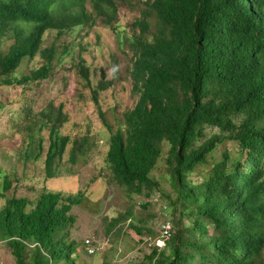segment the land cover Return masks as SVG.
I'll return each instance as SVG.
<instances>
[{
	"label": "trees",
	"instance_id": "16d2710c",
	"mask_svg": "<svg viewBox=\"0 0 264 264\" xmlns=\"http://www.w3.org/2000/svg\"><path fill=\"white\" fill-rule=\"evenodd\" d=\"M126 3L136 6L130 0H0V88L21 87L27 102L19 121L8 125L13 140L20 138L11 155L16 167L0 163V242L16 264L98 263L87 240L81 247L69 240L72 208L99 204L100 197H89L92 187L70 197L25 177L40 170L45 182L68 178L101 137L108 170L102 182L145 204L158 192L165 203L158 233L143 228L153 249L141 264H264V0H151L132 23L133 34L119 24ZM97 23L132 50L128 73L138 99L131 109H103L100 94L117 75L108 78L101 69L98 76L82 56L84 45L42 48L47 32L87 33ZM71 53L96 121L68 122L53 103L33 109L55 62L65 63ZM35 58L42 64L21 76L22 63ZM118 218L135 220L128 209ZM165 222L168 238L162 237Z\"/></svg>",
	"mask_w": 264,
	"mask_h": 264
},
{
	"label": "rangeland",
	"instance_id": "374dc122",
	"mask_svg": "<svg viewBox=\"0 0 264 264\" xmlns=\"http://www.w3.org/2000/svg\"><path fill=\"white\" fill-rule=\"evenodd\" d=\"M150 1L130 0L131 3H136L134 9L127 3L120 7L119 24L128 34H133L132 23L139 18L140 12L147 10ZM54 44L68 46L82 44L86 48L82 56L86 58L91 69L97 70L98 76L101 69L108 78L117 75L111 89L100 94L104 110L111 105H116L121 111L133 108L138 99V92L132 87V79L128 73L132 67V50L126 41L123 44L119 41L112 28L97 23L87 33L77 29L74 34L67 33L59 37L57 32H47L42 48ZM73 55L69 54L65 63L55 62L53 75L42 84L40 94H37L33 103V109L38 112L53 103L55 107H61L68 122L84 124L89 117L96 121L99 117L93 105L88 102L90 95L82 92L74 70L71 69ZM74 57H77V54ZM40 64H42L40 58H35L31 62L24 61L18 72L21 76L28 75ZM32 98L33 95L28 98V103ZM24 99V93L19 86L0 88V163L8 169L16 167V160L11 158V155L20 142L18 136L14 140L13 136H10L8 125L10 120L19 121L21 118L23 106L27 103ZM110 120L113 121V118ZM96 145L85 160L78 163L74 169L71 168L72 174L68 178L45 182L42 181L43 173L36 170L31 176L25 177L26 183L37 187L44 186L49 192H61L64 196L72 195L70 197L83 193L86 186L92 187L89 197L92 199L100 197L99 204L90 202L85 204L86 202L82 201L72 208L71 213L76 221L69 229V240L79 246L90 240L96 248L92 256L97 259V264H141L144 257L153 249L149 247L150 242H144L148 236H145L143 228L147 226L153 233H158L161 221L167 215L164 210L165 203L158 192H155L145 204L143 199L125 197L110 185L108 180L107 184H104L102 180L108 178V170L103 164L107 147L101 137ZM41 166L38 164L36 168L40 169ZM36 177L41 180L32 181ZM100 184L104 187L102 196L101 189L95 192V185L101 186ZM87 195L88 193L85 194ZM142 204L146 206L142 207ZM127 209L133 213L135 220L118 218L119 213H124ZM135 228L142 231L143 235L137 234ZM0 264H16L11 251L3 242H0Z\"/></svg>",
	"mask_w": 264,
	"mask_h": 264
},
{
	"label": "built area",
	"instance_id": "2783aa9c",
	"mask_svg": "<svg viewBox=\"0 0 264 264\" xmlns=\"http://www.w3.org/2000/svg\"><path fill=\"white\" fill-rule=\"evenodd\" d=\"M170 229H171L170 222H165L162 225V237L163 238H168L169 237ZM86 244H89V241H86ZM157 244L160 245V246H164V241L163 240H158ZM88 252L90 254H92L94 252L93 248L92 247H88Z\"/></svg>",
	"mask_w": 264,
	"mask_h": 264
},
{
	"label": "clouds",
	"instance_id": "9594fccd",
	"mask_svg": "<svg viewBox=\"0 0 264 264\" xmlns=\"http://www.w3.org/2000/svg\"><path fill=\"white\" fill-rule=\"evenodd\" d=\"M88 241V240H87ZM86 245H89V247H92L93 248V250H94V247L93 246H91L90 244H86ZM87 250H88V248H87ZM94 252H95V250H94ZM94 252L92 253V254H94ZM89 253V252H88ZM90 254V253H89Z\"/></svg>",
	"mask_w": 264,
	"mask_h": 264
}]
</instances>
